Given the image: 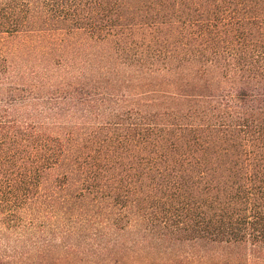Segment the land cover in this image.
I'll return each mask as SVG.
<instances>
[{
    "label": "trees",
    "instance_id": "obj_1",
    "mask_svg": "<svg viewBox=\"0 0 264 264\" xmlns=\"http://www.w3.org/2000/svg\"><path fill=\"white\" fill-rule=\"evenodd\" d=\"M0 264H264V0H0Z\"/></svg>",
    "mask_w": 264,
    "mask_h": 264
}]
</instances>
